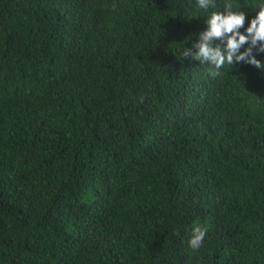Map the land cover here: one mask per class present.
I'll return each instance as SVG.
<instances>
[{"label":"trees","instance_id":"obj_1","mask_svg":"<svg viewBox=\"0 0 264 264\" xmlns=\"http://www.w3.org/2000/svg\"><path fill=\"white\" fill-rule=\"evenodd\" d=\"M215 4L0 0V264H264V71L180 55Z\"/></svg>","mask_w":264,"mask_h":264},{"label":"clouds","instance_id":"obj_2","mask_svg":"<svg viewBox=\"0 0 264 264\" xmlns=\"http://www.w3.org/2000/svg\"><path fill=\"white\" fill-rule=\"evenodd\" d=\"M195 3L203 11L216 7L215 0H195ZM233 8L231 0H225L223 12H211L205 20L206 29L197 35L191 48L180 51L181 58L214 66L209 68L212 77L220 75L219 70L226 64L232 66L240 62L264 71V61L255 58V54L264 53V3L258 5L255 16L248 21L246 28V13L234 11ZM242 28L243 33L240 31ZM217 40L221 43L214 45L213 42ZM245 45L247 47L241 52ZM207 232V227L199 225L192 229L188 245L193 251L203 246Z\"/></svg>","mask_w":264,"mask_h":264}]
</instances>
